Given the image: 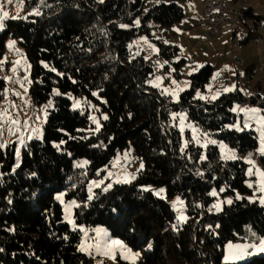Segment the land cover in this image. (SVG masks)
<instances>
[{
	"label": "trees",
	"instance_id": "16d2710c",
	"mask_svg": "<svg viewBox=\"0 0 264 264\" xmlns=\"http://www.w3.org/2000/svg\"><path fill=\"white\" fill-rule=\"evenodd\" d=\"M24 3L26 17L4 22L0 57L8 38H17L31 64L33 102L54 98L56 107L46 118L43 138L31 139L21 148L17 168L16 143L0 148V264L92 262L79 248L80 231L64 221L62 205L55 199L58 191L77 199V224L105 226L134 248L151 245L142 260L120 264H225L226 242H258L264 236V205L249 199L255 176L248 175L246 159L221 160L218 145H208L204 155L191 132L178 126V113L185 111L203 131L246 155L258 146L255 132L228 126L237 119L231 111L233 102L249 97L236 90L215 101L195 99V91L204 88L213 73L212 65L206 64L190 76L191 87L175 102L151 84L158 71L153 60L130 48L137 38L151 36L153 22L169 26L182 20L184 8L178 1L151 6L147 0ZM33 9L40 15L29 14ZM245 14L260 20L251 7ZM138 16L140 24L133 25ZM256 34L251 29L242 41L255 39ZM154 42L166 59L180 51L162 39ZM184 61L175 62L178 76ZM5 85L0 77V99ZM94 91L105 99L101 112L107 119L89 134L87 114L72 108L65 95L95 98ZM250 98L264 106L260 94ZM129 146L144 159L143 170L133 182L98 190L89 200L87 183L97 176L96 170ZM78 157L88 159L85 175H76L73 160ZM146 184L163 186L169 198H183L186 221L178 220L179 212L167 200L139 187ZM222 186L233 202L209 213L214 199L210 190ZM237 264H264V255Z\"/></svg>",
	"mask_w": 264,
	"mask_h": 264
},
{
	"label": "rangeland",
	"instance_id": "374dc122",
	"mask_svg": "<svg viewBox=\"0 0 264 264\" xmlns=\"http://www.w3.org/2000/svg\"><path fill=\"white\" fill-rule=\"evenodd\" d=\"M98 1L101 2V0ZM169 1L170 0H147L149 6ZM176 1H178L184 8L185 15L182 20L169 26H159L156 25L155 22H153L151 36H142L130 43V48L134 54H143L146 58H151L154 64L157 66L158 71L151 78V84L153 86L155 85L154 87H156L161 94L170 95L172 100L176 102L179 99L180 93L191 87L192 81L190 76L194 73H197L204 65L211 64L213 67V73L209 81L206 83L205 87L202 89L198 88V90L195 91V99H198L196 98L197 91H199L206 97H210L211 95L219 92L218 98H220L224 94L230 93L223 92V87H228L231 85H236V89L233 91H240V89L245 90L241 92H243L248 97L255 93H258L262 97H264V70L259 69V67H264V0H247V4L250 5L254 9V12L260 16V20L254 19L253 17L248 18L245 12H242L244 17L238 18V20L240 21L235 24L237 26H235L236 30H221L212 39L207 37V25L200 22V17H202L201 7L203 0ZM226 1L229 2L230 7L235 6L231 8L237 7L238 10L240 9V11H244V3L242 1ZM0 3H3L4 10L9 12L8 19H10L12 16L17 15L22 18L27 16V13L24 9L25 3L19 9L18 5L15 2L12 4H7L6 0H0ZM33 10L29 14H32ZM137 20L140 24V16L135 19L133 25H139L136 23ZM242 22H246L247 24H249L253 29L252 31L257 32L256 35L258 37L255 39L251 38L248 41H242L244 36H246L249 32V28H247V26ZM154 39H162L166 43L177 45L180 49L178 55L173 57L172 59H166L165 57L159 55L158 48L154 42ZM256 39L260 40V42L258 43ZM10 40L16 41L15 49H9L8 42ZM184 51L188 52L186 54H183ZM179 59H185L179 70L180 76H178L176 73L177 68L175 65V62ZM17 60L21 61L19 65L15 64V61ZM0 61H3V63H0V77L3 78L6 82V85L3 89V97L0 99V113H5L6 111L4 120L0 122V144L5 145L4 147H2L5 148L10 143H16V149L19 150V155H17L16 151V163L14 165L15 169L20 163L21 148L31 139L41 140L43 138L44 123L49 112L56 107V100L52 98L43 104H35L33 102L29 94L31 83V64L27 58L24 47L17 38H8V40L6 41L5 50L0 57ZM9 63H12L13 67H11V65L8 66ZM13 68H15L16 70L13 71ZM251 68L253 73L249 74L248 71H250ZM229 69L234 70L236 74L233 75L232 71H230ZM218 72L220 73V75L216 76V78L213 79L215 74ZM240 73H243V75H241ZM6 77H11V79H6ZM158 77L160 79H157ZM173 81H175V83H173ZM165 89H167L168 92H165ZM5 90H7L6 94ZM17 93L19 95H16ZM65 96L71 99L72 108L81 110L83 113L87 114L89 119V134L96 133L98 131L97 124L100 128L102 125V120L106 117V113L101 112V107L105 99L99 94V91H94L93 93V96L96 99L87 97L74 98L69 94H66ZM49 104H51L50 107H48ZM237 104L242 107H259L264 109V106L260 104L252 103L251 105H248L245 102H241L238 100L233 102V107H235ZM235 114L237 117L236 122L228 126L232 129H236L235 127H232V125L243 121V119L245 118L243 113L235 112ZM181 116L184 117L183 121H181L180 119ZM92 118H95V120H93ZM12 119L17 120L19 123L16 125L11 124L10 121ZM178 126L180 129H183V132L189 130L192 134V137H196V139H193V141L201 147L203 144L207 143L208 140L217 141L216 144L208 145H218L221 160L226 161L222 157L229 150L234 152L236 157L235 159L242 158L245 160V155L239 152L235 147L230 146L224 141L218 140L214 135L203 131L194 122L188 120L185 111H180L178 113ZM258 127V125L253 123V126L251 128L244 129L254 131L258 140V146L255 150L257 154H255L254 156V172L255 169L264 171V162L262 161V157H264V155H261L259 151L261 143L259 139L260 132L258 130ZM193 129H195V131H193ZM21 140H23V144L20 143ZM197 140H199L200 142L197 143ZM221 144L226 146L223 151L220 148ZM202 148L204 149L205 155L206 147ZM73 164L75 167L76 175L87 174L89 164L88 159L80 157L74 158ZM144 164V159L140 155L134 154L131 146L125 147L107 164L99 167L96 170L97 176L91 178L87 183L88 197L91 194L94 198V196L98 193V190L105 192L103 189L108 184H111L112 188L115 184H129L133 182L138 174L143 170ZM141 165H143V167H141ZM250 167H253V165L249 164V168ZM254 176L255 188L253 194L249 196V199L251 201L259 202L257 198L264 194L260 193L257 190V181L259 177L256 175ZM93 181L98 182L100 186H95L93 184ZM139 187L145 190H151L156 196L167 200L172 208L175 211L179 212L178 217L181 215L187 217V214L185 212V201L183 198L179 196L169 198L167 196L166 189L163 186L146 184L140 185ZM89 189H91V192L89 191ZM160 189H164V191L160 192ZM221 189H223V191H221ZM224 190L225 187L223 186L221 188L213 187L210 190V194L213 191H216L217 195L214 196V199L208 206L209 213L219 212L213 207L214 204L220 203L222 209L227 200L233 199V196L230 193H224ZM57 197H60V199H58ZM177 197H179V199L184 203L183 205L177 203L176 206L173 207V203L177 200ZM55 199L62 205L64 212V221L67 223H69V219L73 221L74 223L69 224L71 225V227L78 229L81 233L79 248H81V245H84L86 248L88 245H92L91 248H87L86 251H82L87 256L92 258V262L89 264H120L121 260L127 262H138L143 259L144 252L148 251L151 248L150 244L143 245L141 249L134 248L130 246L126 242V240L113 236L108 228L102 225L87 227L84 224H77L74 220V209L76 206H72L70 209L68 208V206L72 204V202H75V205H78L77 199H67L64 191L56 192ZM177 209H179V211ZM81 229H83V231H81ZM96 229H101V233L98 234L95 231ZM262 238H264V236ZM94 240H96V242H94ZM110 240H119L122 241L124 245H126V248L124 249L113 246L112 252L115 256V259H113L110 255L104 254V246ZM229 242L244 243L251 241L230 240L226 242L224 246V256L226 255V246ZM96 245H100V247L97 248ZM137 253L139 255H136ZM262 255H264V253L254 252L253 255L246 256L244 259L237 261L236 264L248 260L253 256Z\"/></svg>",
	"mask_w": 264,
	"mask_h": 264
},
{
	"label": "snow or ice",
	"instance_id": "6c2138e0",
	"mask_svg": "<svg viewBox=\"0 0 264 264\" xmlns=\"http://www.w3.org/2000/svg\"><path fill=\"white\" fill-rule=\"evenodd\" d=\"M16 3L18 5V9L20 7L23 6L24 4V0H6L7 4H12V3ZM41 3L44 2V0H40ZM101 2H103V0H101ZM35 15H40V12L38 9H34L33 13ZM9 18V12L4 10V4L0 3V30H2L4 28V22ZM18 18H22L19 17V15L17 16H12L11 19H18ZM137 24H139V21H136ZM121 27H127L126 25H121ZM178 31V29H177ZM15 44L16 41L15 40H10L8 42V47L9 49H15ZM0 63H3V61H0ZM21 63V61L17 60L15 61L16 65H19ZM227 68V66H226ZM16 69L13 68V71H15ZM195 70V69H194ZM230 71H232V74L235 75V71L229 69ZM53 71H55V69H53ZM191 74V73H189ZM241 75H243V73H240ZM220 73H216L215 76L213 77V79L216 78V76H219ZM6 79H11V77H6ZM157 79H160L159 77ZM173 83H175V81H173ZM155 86V85H154ZM223 87V86H222ZM236 89V85H231L228 87H223V92L227 93V92H231L233 90ZM165 92H168L167 89L164 90ZM240 91H245L243 89H240ZM7 93V90H5V94ZM16 95H19L18 93ZM219 96V92L211 95L210 97H206L204 95H202L199 91H197L196 93V98L198 99H202V100H216ZM264 98V97H262ZM51 104L48 105V107H50ZM232 112H239V113H243L244 114V119L241 122H238L234 125H232V127H235L236 130L238 131H242L244 129H248L251 128L253 126V123H255L256 125H258V130L260 132V143H261V147L259 149L261 155H264V109L259 108V107H242L239 104H237L235 107H233L231 109ZM6 115V111L5 113H0V122H2L4 120V116ZM175 115V114H174ZM93 120H95V118H92ZM105 119H107V117H105ZM181 121H183L184 117L181 116ZM11 124L16 125L19 122L15 119H12L10 121ZM97 130H99V125L97 124ZM181 131H183V129H181ZM193 131H195V129H193ZM207 135V134H205ZM31 138V137H29ZM193 139L195 140L196 137L194 136ZM197 143H199L200 141L197 140ZM21 144H23V140L20 141ZM187 143V142H186ZM217 141L215 140H208L207 143L203 144L202 147H207L208 144H216ZM5 145L0 144V148L4 147ZM225 145L221 144L220 148L223 151L225 149ZM17 155H19V150H17ZM223 159L227 160V159H235V154L234 152H232L231 150H229L223 157ZM201 159H205L204 156H201ZM247 163L250 165H253V167H250L248 169V175L249 176H253L256 175L259 177L257 183H258V191L262 194H264V171H261L260 169H255V172L253 171V168L255 167V162L251 159V157H249L247 159ZM141 167H143V165H141ZM102 183V182H101ZM93 184L97 187L100 186V184L96 181H93ZM111 184H108L103 190L107 191L109 188H111ZM248 187H253L252 183L248 184ZM89 191L91 192V189H89ZM164 189H160V192H163ZM221 191H223V189H221ZM212 196H216L217 193L216 191H213L211 193ZM58 199H60V197H57ZM93 198V196L90 194L88 199L91 200ZM237 199H240L241 197L239 196V194H237ZM260 202L261 205H264V195H261L257 198ZM233 201L231 199L227 200L226 203L227 204H231ZM180 204L183 205V201L179 199V197H177V200L173 203V207L176 206V204ZM72 206H76L78 207L79 205H75V202H72V204H70L68 206V208L70 209ZM213 207L217 210V211H221V206L220 203L214 204ZM179 211V209H177ZM178 220L181 222L186 221V217H184L183 215L178 217ZM69 223H74L73 221H71L69 219ZM175 227V225L173 226ZM210 227V226H209ZM81 231H83V229H81ZM98 234L101 233V229H96L95 230ZM249 232H251L252 236H256L255 232H252L251 229L249 228ZM106 235V234H105ZM113 246H117L121 249L126 248V245L123 244L122 241L119 240H110L108 241L105 246H104V254L105 255H110L112 256L113 259H115V256L113 255ZM92 245H88L87 248H91ZM97 248L100 247V245H96ZM87 248L84 245H81L80 250L81 251H86ZM253 250V251H250ZM254 252H261L264 253V238H258V243L255 242H244V243H233V242H229L226 246V255L224 256V261L225 264H236L237 261H240L242 259H244L246 256H250L253 255ZM136 255H139L138 253ZM127 258V257H125Z\"/></svg>",
	"mask_w": 264,
	"mask_h": 264
},
{
	"label": "built area",
	"instance_id": "2783aa9c",
	"mask_svg": "<svg viewBox=\"0 0 264 264\" xmlns=\"http://www.w3.org/2000/svg\"><path fill=\"white\" fill-rule=\"evenodd\" d=\"M239 1L244 3V11H236L234 9L226 8L224 0H203V16L200 22L207 25L206 34L208 38L212 39L221 30H236L235 21H240L237 19V12H245L247 8L246 0ZM257 41L258 43L260 42V40ZM10 65L13 67L12 63ZM259 69L264 70V67H259ZM245 103L251 105L252 99L249 97L246 99ZM255 154H257V152L248 151L245 155V159L251 157V159L254 161Z\"/></svg>",
	"mask_w": 264,
	"mask_h": 264
},
{
	"label": "crops",
	"instance_id": "0c3cea01",
	"mask_svg": "<svg viewBox=\"0 0 264 264\" xmlns=\"http://www.w3.org/2000/svg\"><path fill=\"white\" fill-rule=\"evenodd\" d=\"M227 3L229 4L228 1H227ZM247 3H248V2H247V0H246V6H247V7H251V6L248 5ZM229 6H230V5H229ZM231 7H235V6H231ZM202 8H203V3H202V7H201V14H202L201 16H203ZM236 8H237V7H236ZM251 8H252V7H251ZM237 9H238V8H237ZM239 10H240V9H239ZM243 17H244V15H243V13H242V17H238V18H243ZM201 18H202V17H200V20H201ZM238 18H237V19H238ZM241 20H243V19H241ZM237 22H238V21H236L235 24H237ZM242 23L245 24V25L247 26V28H249V31L252 29V27H251L249 24H247L246 22H242ZM242 23H241V24H242ZM238 24H239V23H238ZM241 24H240V25H241ZM235 26H236V25H235ZM236 27H237V26H236ZM252 30H253V29H252ZM244 37H245V36H244ZM187 52H188V51H186V52L184 51L183 54H186ZM254 66H255V65H254ZM248 73H249V71H248ZM250 73L252 74L253 72H250ZM250 73H249V74H250Z\"/></svg>",
	"mask_w": 264,
	"mask_h": 264
},
{
	"label": "bare ground",
	"instance_id": "6f19581e",
	"mask_svg": "<svg viewBox=\"0 0 264 264\" xmlns=\"http://www.w3.org/2000/svg\"><path fill=\"white\" fill-rule=\"evenodd\" d=\"M224 4L226 5V8H228V9H234V10H236V11H240V10H238V9H236V8H231L229 5H228V3H227V1L226 0H224ZM238 17H242V12H237V18ZM252 151H254V150H252ZM257 160V159H256ZM96 241V240H95Z\"/></svg>",
	"mask_w": 264,
	"mask_h": 264
},
{
	"label": "water",
	"instance_id": "95a60500",
	"mask_svg": "<svg viewBox=\"0 0 264 264\" xmlns=\"http://www.w3.org/2000/svg\"><path fill=\"white\" fill-rule=\"evenodd\" d=\"M158 100L162 103V100H161V98L160 97H158Z\"/></svg>",
	"mask_w": 264,
	"mask_h": 264
}]
</instances>
